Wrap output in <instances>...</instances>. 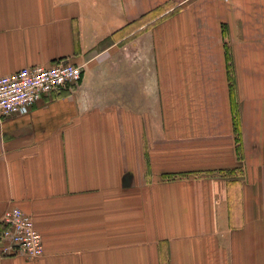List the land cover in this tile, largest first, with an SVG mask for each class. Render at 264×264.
<instances>
[{
  "label": "crops",
  "instance_id": "obj_1",
  "mask_svg": "<svg viewBox=\"0 0 264 264\" xmlns=\"http://www.w3.org/2000/svg\"><path fill=\"white\" fill-rule=\"evenodd\" d=\"M64 63L0 119L45 250L0 264H264V0H0V77Z\"/></svg>",
  "mask_w": 264,
  "mask_h": 264
},
{
  "label": "built area",
  "instance_id": "obj_2",
  "mask_svg": "<svg viewBox=\"0 0 264 264\" xmlns=\"http://www.w3.org/2000/svg\"><path fill=\"white\" fill-rule=\"evenodd\" d=\"M82 77L83 67L70 63L27 67L0 77V119L28 114L46 96L77 85ZM0 243L8 256L37 260L45 254L32 215L17 207L8 209L2 218Z\"/></svg>",
  "mask_w": 264,
  "mask_h": 264
},
{
  "label": "rangeland",
  "instance_id": "obj_3",
  "mask_svg": "<svg viewBox=\"0 0 264 264\" xmlns=\"http://www.w3.org/2000/svg\"><path fill=\"white\" fill-rule=\"evenodd\" d=\"M151 67H152V74L155 72V65H154V61L152 60V64H151ZM153 78H154V76H153ZM82 79H83V77H82ZM82 81V80H81ZM81 81H80V83H81ZM80 83H78L77 85H79ZM74 86H76V85H74ZM74 86H71V87H74ZM71 87H69V88H71Z\"/></svg>",
  "mask_w": 264,
  "mask_h": 264
}]
</instances>
